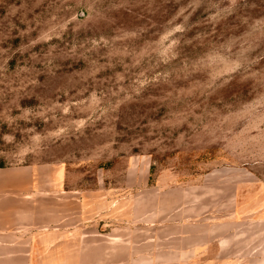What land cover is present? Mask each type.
I'll list each match as a JSON object with an SVG mask.
<instances>
[{
  "label": "rangeland",
  "instance_id": "1",
  "mask_svg": "<svg viewBox=\"0 0 264 264\" xmlns=\"http://www.w3.org/2000/svg\"><path fill=\"white\" fill-rule=\"evenodd\" d=\"M12 165L97 197L121 227L145 194L210 172L264 195V0H0Z\"/></svg>",
  "mask_w": 264,
  "mask_h": 264
},
{
  "label": "crops",
  "instance_id": "2",
  "mask_svg": "<svg viewBox=\"0 0 264 264\" xmlns=\"http://www.w3.org/2000/svg\"><path fill=\"white\" fill-rule=\"evenodd\" d=\"M246 178L215 171L145 194L143 217L134 208L121 227L110 206L45 168L1 166L0 264H264V195Z\"/></svg>",
  "mask_w": 264,
  "mask_h": 264
},
{
  "label": "trees",
  "instance_id": "3",
  "mask_svg": "<svg viewBox=\"0 0 264 264\" xmlns=\"http://www.w3.org/2000/svg\"><path fill=\"white\" fill-rule=\"evenodd\" d=\"M1 167V166H0Z\"/></svg>",
  "mask_w": 264,
  "mask_h": 264
}]
</instances>
